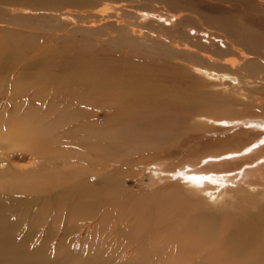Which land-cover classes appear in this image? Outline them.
I'll use <instances>...</instances> for the list:
<instances>
[{
	"label": "bare ground",
	"instance_id": "1",
	"mask_svg": "<svg viewBox=\"0 0 264 264\" xmlns=\"http://www.w3.org/2000/svg\"><path fill=\"white\" fill-rule=\"evenodd\" d=\"M245 1L264 10V0ZM105 4L88 13L87 18L95 21L86 29L94 30L98 20H107L134 36L153 18L157 30L166 33L181 19L174 13L142 11L131 23V14H121L131 6ZM74 18L70 14L54 17L65 25H71ZM217 23L225 36L203 28L199 35L198 30L189 29L195 32L183 33L175 47L158 49V56L149 47H140L132 55L135 59L123 57L126 65H103L96 75L79 62L62 64L61 71L69 73L62 83L69 85L75 80L77 86L69 98L88 94L94 95L99 105L106 104L109 118L101 125L98 114L68 102L66 93L41 95V100L36 97L38 92L32 96L22 90L0 93L1 99L8 95L7 101L0 102V148L13 154L22 151L34 162L41 160L31 173L16 172L15 167L0 169V191L9 193L0 196V264H6L2 258L14 252L25 258L22 264H55L43 258L48 251L45 243L29 252L20 253L17 248H21L17 239L31 238L40 227L45 241L55 233L54 251L68 264H264V115L230 119L197 115L216 129L254 135L232 150L202 157L197 164L183 162L161 169L160 160L133 161L134 151L158 149L179 136L187 111L218 104L229 107L234 101L230 93L257 102L253 107L264 113L260 86L264 83L249 75L258 63L264 68V59L253 64L250 56L257 54L242 50L243 45L250 49L256 41L264 43V32L260 37L243 38L237 31L240 22L234 17L219 18ZM180 55L195 62L182 65L174 60ZM227 55L234 58L229 60ZM106 73L110 76L104 77ZM202 75L215 80L206 87L220 90L196 89L194 79ZM48 98L51 103L42 109L37 106L39 111L30 107ZM19 108L25 112L20 113ZM34 112L38 113L30 121ZM66 112L71 114L68 118ZM119 160H124L125 166ZM224 165L235 167L207 170ZM140 166L144 170L151 167V187L178 183L186 189L187 200L176 199L173 207L165 208L162 202L157 205L151 198L128 193L122 185L126 183L123 175ZM7 180L11 184L2 185ZM223 195V208H218ZM34 204L37 217L26 223L24 216Z\"/></svg>",
	"mask_w": 264,
	"mask_h": 264
},
{
	"label": "rangeland",
	"instance_id": "2",
	"mask_svg": "<svg viewBox=\"0 0 264 264\" xmlns=\"http://www.w3.org/2000/svg\"><path fill=\"white\" fill-rule=\"evenodd\" d=\"M113 1L0 0V82L2 83V86H0V93L18 94L16 91L22 90L24 94L32 96L38 92L40 94L36 95L38 100L42 99L40 97L41 95L53 97L66 93L68 102L72 104L78 103L77 106L79 109L85 112L91 111L92 115L98 114L96 116L97 123L101 125L102 122H106L109 118V111L106 104L102 102L99 105L96 101V97L88 94H84L82 97L77 95L75 98H69V93H75L77 86L75 80L69 85H64L62 83L69 74L65 70L61 71L62 64L70 62L71 66H73L75 63L79 62L81 65L87 67L91 74L96 75L99 70L100 72L102 71L103 65L111 63L116 64L115 67L126 65L123 57H127V59L129 58L130 60L135 59L133 53L136 50L139 51L140 47H149L154 51L152 53H155L158 49L174 46V42L178 41V38H180L183 33L188 32L189 35H192V32H195L189 31V29L198 30L199 35L202 33L201 30L203 28L212 30L219 36H225L224 28L217 23V19L219 18L222 20L234 17L235 20L239 21L240 26L237 31L243 38H248L251 35L260 37L264 32V10L252 8L248 5V2H244V0ZM120 2L131 6L121 11V14H131L133 17L130 19L131 23L135 22L136 17L139 16L142 11L151 12L152 14L174 13L179 15L181 19L179 24L170 27L169 31L166 33L157 30V23L154 22L156 19L153 18L148 19L149 21L145 23V27L134 36L130 31L120 29L119 25L109 23L107 20H98L94 30L90 28L86 29L91 22L95 21L92 17L87 18L88 13L91 14L98 9L101 10L105 3L110 6L111 4ZM66 14H70L71 16L75 15L77 17L74 18L75 20L71 25L67 24V26L54 19V17L58 19L59 15ZM169 41L173 45H170ZM251 41H253V39ZM249 48L251 50L243 45L242 50L246 54L247 51H249V53L253 51L257 54H252L250 56V60L253 64L260 59H264L263 42L256 41L249 45ZM69 57L71 59L65 60ZM226 58L231 60L234 56L227 55ZM174 60L182 65L195 62L194 58L184 55H180L174 58ZM256 69L257 70L254 72L253 70L249 71V75L252 76L253 80H260L263 84L264 72L262 71H264V68L258 63ZM109 76V73H106L104 77ZM201 77L204 78L202 79ZM201 77L194 79L196 89H200L203 92L220 90L217 86H214V88L206 87L207 82L211 83L213 81L212 83H214L215 80L209 76L202 75ZM14 80H18V83L13 84L12 82ZM11 85L12 87L9 88ZM260 86L264 94V85ZM228 96H230L229 98L234 96V101H232L233 103L230 104L229 107L218 106V104L199 107L200 110L187 111L184 114V121H181L182 127L179 136L174 137L171 142L161 144L162 146L158 149L140 148L134 151L133 161L146 163L160 160V162H163L160 166L161 169H172L183 162L197 164L199 159L204 156L218 155L224 151L226 152L236 148L241 143L252 140L254 137L252 133L239 134L237 131L238 129L227 131L228 129L225 130L226 128H219V130L218 127L216 129L215 124H207L206 119L197 117V115H201L212 119L221 117L230 119L242 118L243 116L256 117L264 115L263 112L253 107L256 106L257 102L252 101L250 98L245 96L244 98L236 97L235 94L232 95L231 93L228 94ZM7 98L8 95L2 99L0 97V102L7 101ZM51 99L52 98H48L45 103L44 101L42 103L38 102L30 107L39 111L38 107L41 108L42 106H46V104H50ZM18 111L20 113L25 112V110L21 108H19ZM37 113L38 112H34V114L31 115L30 121L33 120V117ZM70 115V112L65 113L66 118ZM5 120L6 115L4 116V121ZM119 161L120 164L125 166L124 160ZM40 163L41 160H36L34 162L30 155H26L22 151L13 154L8 152L6 148H0V169L2 170L15 167L17 171H14L16 172L31 173L33 170H36L37 164L40 166ZM151 167H153V165H151ZM151 167L144 170L140 166L133 168L132 171L128 170L125 172L123 181H126V183L123 182L122 185H124L126 191H129L128 193L134 192L132 194L136 196L140 195V197L151 198L150 200L152 202L154 200L153 203L157 205H160L162 202L161 207L165 208L168 207V205L169 208L173 207L174 203L178 201L187 200L188 196L185 193L186 189L177 185L178 183L166 182L151 187L148 180ZM195 167L197 169L200 168L198 165ZM231 167H235V165L213 166L208 167L209 169L207 168V170L220 171L230 169ZM154 168L155 167L152 169ZM95 180V176L90 177L91 182ZM5 184L11 183L7 180V182L2 185L5 186ZM122 185H119V187H122ZM10 194L12 195V193ZM8 195V191H0V196ZM20 196L27 198L25 195ZM224 197L225 195H223L222 200L216 204L218 208H223ZM164 202L167 206L164 205ZM36 209H38L37 204L30 207L29 215L24 216L26 223L33 221L37 217V215L34 214ZM107 212H109L108 215L112 214L110 211ZM218 213L217 211V214ZM32 234L33 236L31 238H25L24 240V236H22V239H17L18 242H16H20L21 248L17 247L20 253L23 251L26 252V250L29 252L39 244L45 243L48 248V251L43 253V258L45 260H53L55 264H68L66 260H61V258L58 257L57 251H54L53 243H55L57 239L55 233L52 232V238L48 241H45L46 237H42L41 227ZM18 235L19 233L14 235V241ZM12 238L13 236L10 239ZM78 258L80 261L82 260L79 256ZM2 259L5 262L7 261L6 264H22L25 261V258L20 256L17 252H14L12 255L4 256Z\"/></svg>",
	"mask_w": 264,
	"mask_h": 264
}]
</instances>
